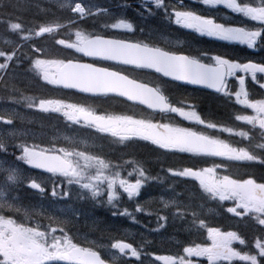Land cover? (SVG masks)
<instances>
[{
	"label": "snow or ice",
	"instance_id": "6c2138e0",
	"mask_svg": "<svg viewBox=\"0 0 264 264\" xmlns=\"http://www.w3.org/2000/svg\"><path fill=\"white\" fill-rule=\"evenodd\" d=\"M206 7L230 10L247 21L254 22L251 26H236L229 22H220L212 15L199 13L182 2L173 3L172 0H140L135 9L141 20H148L162 15L170 24L181 29L190 30L201 37H208L218 41L235 42L246 45L248 49H264V0H196ZM3 5L0 4V8ZM120 12L114 13L110 8L103 7L93 0H59L57 11L60 18L67 23H60L53 14L50 18L55 23H41L36 26L26 24L22 18L23 12L36 9L50 13L51 9L41 8L38 0H14V12L7 14V19L0 17V35L4 38L0 47V82L10 87L13 93L19 89L12 83L16 69L27 61L29 71H32L40 81L41 91L38 95H9L14 104H23L28 109H37L41 113H58L73 124L83 122L88 128L101 134L115 138L110 143L120 147L121 158L134 153L140 142H147L155 149L163 150L161 154H191L192 157L220 158L205 159L194 162L191 166H168L162 169L172 177L188 178L198 182V187L207 198L218 201H231L232 205L225 211L233 217L240 218L239 222L248 227L250 222L258 226L253 237L254 251L237 250L233 245L238 243L248 247V241L237 231H221L219 227L209 226L201 213L191 202L179 199L182 193H175L168 200L163 196L158 199L149 198L141 204L135 202V212H147L155 215L159 227L160 221L183 219L191 217L190 224L199 228H206L210 246L194 243L193 246L183 248L188 257L206 256L210 264H219L221 261L232 264L234 260L244 264H264V177L256 179L251 171L241 172V165L231 162H257L264 166V143H258L256 148L260 152L251 151L245 147H233L232 144L218 136L208 134L193 127L181 126L171 122H157L154 119L137 116L135 114H101L91 106L79 102H68L62 98H50L46 86L57 89L75 90L78 93L94 97L117 96L126 101L146 106L149 110L171 112L184 121L203 126L206 129H217L229 133L234 132L231 127L213 122L198 111V103L185 105V100H195L185 97L180 105L172 106L171 100L160 87H149L143 82L130 78L124 73H118L106 66L92 62H83L72 56L63 59H50L43 47L34 44V38L44 34L52 35L57 29L71 31L75 29V41L55 39V43L63 45L75 53L92 60L116 62L137 69L154 70L155 73L172 81L182 82L192 86H203L223 93L225 98L231 99L235 95L236 102L249 108L253 115H236L235 119L244 121L253 128L258 126V134L264 138V99H250L245 90L246 76L259 83L264 89V80L257 74H264V62H237L221 54H211L200 50L197 55L188 52L158 46L152 39V33L144 35V29L136 25L127 17V9L132 5L125 0L118 4ZM88 21L95 26L102 24L104 29H122L123 34L99 33L85 31L81 25ZM138 33H140L138 35ZM25 49H28L27 51ZM41 53L36 56L35 53ZM32 53V54H30ZM239 76V90H228L227 77ZM155 101V102H153ZM24 114L15 109L0 112V122L9 127L0 128V153L7 154L9 149L14 151L15 160L9 167L0 168L4 173V182L9 190L25 185L38 191L41 196L50 194L54 199H71L72 185L90 193L96 204L105 203L113 211L111 215L130 218L138 222L121 201L126 195L129 201L138 197L142 189L151 182L163 184L167 176L159 173L153 175L151 171L136 159L124 160L123 164L113 165L111 161L100 156H90L84 151L77 150V141L67 136L63 140L67 146H56L58 137L50 140H40V143L29 144L28 138L37 139L29 129L21 130L15 126L16 121H23ZM245 139L250 138L249 131L235 133ZM257 133L252 132L251 136ZM47 143V147L41 144ZM87 147V145H85ZM85 163L82 165L80 161ZM225 161L230 163H225ZM31 168L39 169L48 175L30 176L23 172L19 163ZM124 165H128L127 177L121 174ZM94 169V171H92ZM219 169H224L221 173ZM235 169V170H233ZM134 177L133 179H129ZM50 186V187H49ZM195 187V183L193 184ZM171 187V185H169ZM3 194L0 193V196ZM106 197V200L104 199ZM153 204L162 207L152 208ZM198 207L203 209L204 205ZM167 210V211H166ZM214 210L209 208L208 212ZM5 212L20 213L19 201H0V264H114L117 252L123 256L135 257L139 264H155V261L141 259L151 253L142 252L131 243L116 240L110 245L97 244L88 239L86 234L81 235L72 229L78 224V214L72 217L63 216L54 218L46 215L48 226L38 221L31 222V214L23 212L24 221L18 222ZM163 213V214H162ZM171 213V214H170ZM55 225V226H53ZM50 229V230H49ZM59 231L60 235H57ZM150 244L151 241H141ZM115 249V252L109 251ZM111 257L109 259L108 257ZM156 261L164 264H192L191 260L177 254L176 256H156Z\"/></svg>",
	"mask_w": 264,
	"mask_h": 264
},
{
	"label": "trees",
	"instance_id": "16d2710c",
	"mask_svg": "<svg viewBox=\"0 0 264 264\" xmlns=\"http://www.w3.org/2000/svg\"><path fill=\"white\" fill-rule=\"evenodd\" d=\"M41 8L51 9L50 13H44L40 12L39 15H36V9L33 8L30 12H23L22 18L25 20L26 24H30L31 26H36L37 24L41 23H47L52 24L56 21L50 18L53 14L57 18H59L60 23H67L66 19L60 18V13L57 11L58 5L50 3L48 0H38ZM94 3L99 4L103 7L110 8L112 12L118 13L120 12V9L117 7L118 4H123L125 0H93ZM128 3L132 5L131 8L127 9V17L131 18V21H134L136 25H139L144 29V35H148L149 33H152V39L153 41L161 47H164L165 45L163 42L159 39L161 36H171V37H183L187 36L188 38L191 37V35L188 32H181L179 31L178 27H176L174 24H170L167 20L163 18L162 15H157L151 19L148 20H141V18L137 15L135 9L139 7L140 0H127ZM173 3H180V0H172ZM191 1L184 0V5L189 4ZM0 4L3 5L2 8H0V17H4L7 19V14L10 12H14L15 9L13 8L14 0H0ZM222 12V11H219ZM81 28L85 31H96L101 34L107 32L109 34L111 33H117V34H123L122 31L114 32L109 31L108 29H104L102 27V24L93 25L91 21H88L86 24L81 25ZM0 33H2V28H0ZM75 33V29H72L70 32L66 31L64 29H57L52 35L44 34L42 37L34 38V44L38 46H43L45 51L46 50H52L54 47H58L55 43V39H65L69 40L72 38L73 34ZM140 33H138L139 35ZM53 36H55V39H53ZM4 43V38L2 35H0V47H2ZM166 48V47H165ZM26 51L28 49H25ZM50 52V51H49ZM64 50L61 48L58 52V58H70L72 57V53L69 54V51L64 54L62 53ZM32 54V53H30ZM223 55L231 56L233 52L226 51L225 53H221ZM37 56V54L35 53ZM25 66L28 69L27 61L23 65H21L19 68L16 69V75L15 79L12 83L15 84V87L18 89L19 84L22 82V74L23 69ZM135 78H145L148 81L155 80L153 75L144 73V72H135ZM9 95H17L16 93H13L11 91L10 87H5V85L0 82V97L5 102H12L10 99H7ZM203 101V107L207 108V113H211L213 115H216L219 120L226 119L223 124H233L235 123L233 121L234 116H236L235 113H232L229 115V106L226 104L220 102L221 104H217L216 101H213V99H202ZM121 105L127 106L126 103H123L120 101ZM119 103V104H120ZM231 108V106H230ZM230 116V117H229ZM234 138H241L244 139L241 136H238L235 134ZM30 143V141H28ZM36 143H40V139H36ZM42 145V144H41ZM109 153L107 154V157H112L116 155H120V147L114 143L111 144V147L109 149ZM17 153V150L15 149H9V152L7 154L0 153V156H6L9 157V159H12L11 162L14 161L15 157L12 155L13 152ZM143 155L144 151L142 148H137V150L134 153H131L129 155H126L124 157L128 156H135V155ZM177 161L173 162V166H191L190 161H186L184 156H176ZM14 158V159H13ZM115 161V160H114ZM148 161V160H147ZM146 162V161H145ZM155 175L159 173L161 176H165L166 172H164L162 169L167 168L169 164L160 161L155 164ZM249 165V166H248ZM248 165H243L241 172H244L245 170L251 171L255 178L260 180L263 177V173L259 172V168H261V165H259L257 162H250ZM261 170V169H260ZM167 180V179H166ZM167 183V185L165 184ZM195 183V187L193 184ZM171 185V187H169ZM24 188V187H23ZM27 191V204L34 203L35 197L34 192L31 191L29 188H26ZM175 193H182V195L179 197L182 201H189L191 197V202L194 207H197V210L201 213V218L206 221V223L209 226L212 227H219L223 231H237L238 234H240L243 238H245L248 241V247H252L253 244V237L255 235V231L258 228V226H254V222H250L248 227H245L242 223L239 222L240 218L233 217L231 214L227 213L225 211L228 204L223 203L221 206L218 201H213L209 198H207L206 194L202 193V190L198 187V184L196 182L182 180L181 178H172L171 181H165L163 184L160 183H154L150 184L149 186L142 189L141 194L138 196V199H134L132 201H129L126 196H124L123 200L120 202L121 205L126 206L129 210H134L135 202L138 200L141 204L145 202V200L152 198V199H158L159 197L163 196L164 199L170 200ZM21 195V194H20ZM74 207L77 208L78 213V224L76 225L77 231L81 235H99V236H107L109 238L117 237V235L120 234L122 231L124 236H128V234H132L130 232V229L132 230V225H130L127 220H119L116 218H113L111 216V211L107 212L106 216V222H102L105 220V217L103 218V212L100 208L94 206V201L90 200L89 197L86 195L81 194H74ZM199 204H203V209H200L198 207ZM156 207H162V205L153 204L152 208L149 210H154ZM215 207V209H213ZM211 208L214 211L219 210L217 215L213 212H208V209ZM167 211V210H166ZM37 212L35 211V214ZM163 214V213H162ZM171 214V213H170ZM39 218H42L44 221H48L47 219H44L42 215H37ZM136 219L138 222L145 223L146 226L151 225L152 227H156L157 224V218L155 215L153 216H147L144 217L143 215H136ZM191 217L183 221L182 223L178 224L180 231H182L184 228V233L181 234L183 236L182 241L184 242L185 239L189 240L188 244H192L191 237L192 236H198L200 239V243L206 242L208 240L207 236V230L206 228H199L198 224L196 226H192L190 224ZM148 221H150L152 224H148ZM172 226H168V229H171ZM121 230V231H120ZM136 231V228H134ZM141 230L137 229V232L134 233V235H139ZM179 235V234H178ZM138 237V236H137ZM134 237L133 240H129L128 243L136 244V238ZM109 242L111 241L108 240ZM143 241V240H141ZM127 242V241H126ZM168 243L174 244H182L181 241H163L160 244H158V239H152L150 244L145 245V251L148 253L153 254L152 252L155 250L154 248L157 246L158 249L155 250L156 253H163V248H165ZM144 244V243H143ZM247 247L241 246L240 249H245ZM144 252V251H143ZM167 253H170L172 255L180 254L179 250L176 248H171L169 252H166L165 255H169ZM200 264H208L206 261H202Z\"/></svg>",
	"mask_w": 264,
	"mask_h": 264
},
{
	"label": "flooded vegetation",
	"instance_id": "af4514ba",
	"mask_svg": "<svg viewBox=\"0 0 264 264\" xmlns=\"http://www.w3.org/2000/svg\"><path fill=\"white\" fill-rule=\"evenodd\" d=\"M249 21H247L246 25L250 26ZM200 41L197 42L196 46L192 47L191 49V54L193 55H197L198 52L200 50H204L207 51L211 54H220L222 53V48L223 45H220L218 43H205L203 40H207V41H214V42H219L218 40L212 39V38H208V37H202L198 34ZM204 42V43H203ZM223 42V44H237L236 48H239L238 43L235 42ZM58 45V44H56ZM243 46V50L247 48L246 45H241ZM43 47V46H41ZM246 47V48H245ZM44 48V47H43ZM237 50H241V49H237ZM239 54V58H241L242 56V52ZM220 51V52H219ZM39 55H41V53L37 52ZM244 57H248L249 61L252 62H264V49H260V50H251V49H246L245 53H244ZM237 62H241V59L236 60ZM248 62V61H247ZM124 70V69H123ZM23 75V83L19 84V86H21V90L23 91V93H25L28 90L32 91V88L29 87V83L31 82V76L28 74L27 69L24 70ZM241 75H245L244 73H236V76L234 77H227V84H228V90L232 91L233 93L235 91L239 90V84H238V77ZM258 78L260 80H264V74H257ZM43 83V82H42ZM160 88H165L168 90V92L170 94H177V92L180 93V95H182L183 98L185 97H193V96H197L199 97V100L202 101V99H210V97H213V93L207 92L206 90L203 89H199V88H193V87H188V86H183V85H179V84H174V83H169V82H163L160 79H157V83L155 84ZM52 91L47 93V95L50 98H62L67 100L68 102H79V103H84L88 106H91L93 108H95L97 110L98 113L101 114H109L108 112V107H107V100L106 99H102V98H89V97H84L82 95L76 94V93H67V92H61L60 89L54 88L53 86H48ZM245 90L249 92V98L250 99H264V89H261L259 87V83L257 81H253L251 79L250 76H246V83H245ZM41 89H36V92L40 93ZM221 96H224L223 93H219ZM225 97V96H224ZM231 100H233L236 104L238 105H242L236 102V98L235 95H232ZM112 101V100H111ZM0 106L2 107V109L4 110H10V109H14L15 108V104L13 102H5L1 97H0ZM204 109V111L207 110V108H202ZM249 109V108H247ZM118 110V111H117ZM132 111L134 113H136L137 116H139V114L137 113L136 109H132ZM201 112V111H199ZM110 114H124L123 110H121L120 108H117L116 111L115 110H111ZM171 118H178V115L175 114H171L170 115ZM146 118V117H145ZM149 119H154L156 121V118L154 117H148ZM182 119V118H181ZM182 121L185 123L183 126L186 125V127H193L194 129L197 130H202L203 126L200 125H195L191 122L188 121H184L182 119ZM197 127V128H195ZM52 130H68V131H72L73 134H78L79 138L82 136L81 139L76 140L77 141V150L78 151H84L87 155L90 156H100L103 159H107V157H104L100 154H91L89 147H93V145L98 146L100 145L101 142H105L107 140V138H112L110 136H108L107 134H101L96 132L94 129L88 128L86 125L83 124V122H81L80 124H73L71 121H67L63 116H58L57 122L51 124L50 127ZM258 128V126H257ZM205 130L208 131V129L204 128ZM94 134V137H92V135ZM91 137L93 138V141L91 140ZM261 138V137H260ZM262 142L264 143V138H261ZM145 144H150L147 142H144ZM85 145H87V147H85ZM151 145V144H150ZM245 148H248L245 146ZM249 150H251L250 148H248ZM147 159L156 160V157H146ZM116 160L114 158H112L111 163L113 164V161ZM231 163H235V162H231ZM241 165V169L243 168L242 166L244 165L243 163L246 162H237ZM118 164L115 163V165ZM263 170V177H264V166L262 168ZM94 171V169L92 170ZM187 180V179H185ZM77 188L79 190H81L84 193H88L85 190H82L79 188L78 185H72L71 188ZM10 194V193H9ZM24 198V197H23ZM2 200H8L11 201V196L10 195H3L0 196V201ZM23 202V201H22ZM23 208H21V212L20 213H16V215L18 216V218H14L16 219L18 222H25L24 221V216H23V212L26 211V206H22ZM11 213L7 212L6 215H8ZM89 240L91 241H95L97 244H103L105 245L106 241H107V237H102V236H89L88 237ZM107 246V245H106ZM110 251V250H109ZM116 250L113 249L111 252H115ZM109 258V257H108Z\"/></svg>",
	"mask_w": 264,
	"mask_h": 264
},
{
	"label": "rangeland",
	"instance_id": "374dc122",
	"mask_svg": "<svg viewBox=\"0 0 264 264\" xmlns=\"http://www.w3.org/2000/svg\"><path fill=\"white\" fill-rule=\"evenodd\" d=\"M52 3H55V4H57L58 5V3H59V0H50ZM227 19V18H226ZM109 31H117V32H119V31H124V30H122V29H108ZM74 41H75V39H76V37H75V34H74ZM178 44L176 43V42H172L171 43V46H177ZM16 111H18L19 112V110H17V109H15ZM3 111H5L4 109H0V112H3ZM21 113L22 114H24V115H26V116H28V112L26 111H23V110H21ZM56 115H58V116H62V115H60V114H58V113H56ZM25 119H27V117H25ZM36 122V123H35ZM34 124H36V125H38L37 126V128H32V127H29V128H27V129H29V130H31L32 131V133H34L35 134V136L37 137V139H43V140H45V141H47V140H50L52 137H58L59 139L57 140V142H59V141H62L63 143H65V144H67V142L66 141H64L63 140V137H65V136H67V137H69V138H73V139H75V140H78V139H81L82 138V136L79 138V135L78 134H73L72 133V131H62V132H57V131H53L51 128H50V126H48V125H46V127L45 126H43V125H41L42 124V122H40V121H34L33 122ZM3 127H9V126H6V125H3L2 124V122H0V128H3ZM19 129H21V130H24L22 127H18ZM28 140H33L32 139V137L30 136L29 138H28ZM31 143H33L32 141L29 143V144H31ZM42 147H47L48 146V144H45V145H41ZM18 151V150H17ZM80 163L83 165L85 162L83 161V160H81L80 161ZM26 165V164H25ZM10 166V164H6V163H4V162H2L1 160H0V168H2V167H9ZM20 166V165H19ZM26 167H29L28 165L26 166ZM21 168V167H20ZM22 169V168H21ZM23 170V169H22ZM23 172H24V170H23ZM25 173V172H24ZM25 174H27V175H32V173H30V171H28L27 170V168H26V173ZM3 186H5V182L3 181ZM72 187V186H71ZM49 196H50V194H49ZM50 198H51V202L52 203H54V204H56V203H58L59 202V200L56 198V199H54V198H52L51 196H50ZM229 203H230V206L232 205V202L231 201H228ZM44 205H46L47 207H49V204H47V203H44ZM137 213H139V212H137ZM126 218H128V217H126ZM157 232H154V234H156ZM57 234V233H56ZM58 235V234H57ZM210 242L212 243V241L210 240ZM207 243V244H203V245H207V246H210L211 245V243ZM110 251H112L113 249H109ZM148 260H152V259H148ZM158 264H164V261H159L158 262Z\"/></svg>",
	"mask_w": 264,
	"mask_h": 264
},
{
	"label": "water",
	"instance_id": "95a60500",
	"mask_svg": "<svg viewBox=\"0 0 264 264\" xmlns=\"http://www.w3.org/2000/svg\"><path fill=\"white\" fill-rule=\"evenodd\" d=\"M85 58H86V59H89V60H92L91 58H88V57H85ZM101 61H103V60H101ZM105 62H108V61H105ZM109 63H113V64H117V65L125 66V67H130V68H135L134 66H128V65H124V64H118V63H116V62H109ZM135 69H137V68H135ZM144 70H145V69H144ZM148 71L155 73L154 70H148ZM156 74H157V73H156ZM158 75H159V74H158ZM160 76H161V75H160ZM161 77H162V76H161ZM163 78H165V77H163ZM165 79H167V80H169V81H172L171 78H165ZM173 82H175V81H173ZM177 83L183 84L182 82H177ZM145 85H146V84H145ZM191 86H192V85H191ZM149 87H151V86H149ZM199 87H203V86H199ZM203 88H205V89H207V90H209V91L216 92V91L213 90V89H208V88H206V87H203ZM72 91H75V90H72ZM81 94H82V93H81ZM84 95H88V94H84ZM88 96H90V95H88ZM112 96H114V95H112ZM114 97H117V96H114ZM118 98L123 99L124 101H126L124 98H121V97H118ZM126 102H128V103H130V104H134L133 102H130V101H126ZM153 102H155V101H153ZM135 105H139V104L136 103ZM139 106H141V107L147 109L146 106H143V105H139ZM148 110H149V109H148ZM151 111L162 112V111H160V110H151ZM167 111H168V110H167ZM36 170L41 172V170H39V169H36Z\"/></svg>",
	"mask_w": 264,
	"mask_h": 264
},
{
	"label": "bare ground",
	"instance_id": "6f19581e",
	"mask_svg": "<svg viewBox=\"0 0 264 264\" xmlns=\"http://www.w3.org/2000/svg\"><path fill=\"white\" fill-rule=\"evenodd\" d=\"M174 42H176L178 45H180V44H182L183 42H184V40L183 39H178V40H175ZM177 45V46H178ZM172 47H176V46H172ZM123 159L124 158H119V159H117V160H115L116 162H123Z\"/></svg>",
	"mask_w": 264,
	"mask_h": 264
}]
</instances>
